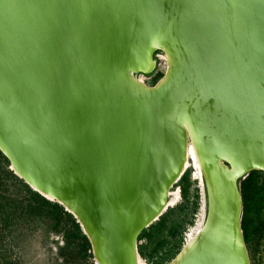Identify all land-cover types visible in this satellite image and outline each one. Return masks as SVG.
Returning <instances> with one entry per match:
<instances>
[{
  "label": "water",
  "instance_id": "water-1",
  "mask_svg": "<svg viewBox=\"0 0 264 264\" xmlns=\"http://www.w3.org/2000/svg\"><path fill=\"white\" fill-rule=\"evenodd\" d=\"M191 145L206 215L168 264H252L241 180L264 171V0H0V150L97 264H140Z\"/></svg>",
  "mask_w": 264,
  "mask_h": 264
},
{
  "label": "rangeland",
  "instance_id": "rangeland-1",
  "mask_svg": "<svg viewBox=\"0 0 264 264\" xmlns=\"http://www.w3.org/2000/svg\"><path fill=\"white\" fill-rule=\"evenodd\" d=\"M158 58L159 65L153 75L143 76L148 83H155V74L166 70L167 64L164 54L160 52ZM187 160L185 173L190 171L189 180L185 182L188 187V198L185 197L183 188L180 185L182 180H179L172 188V202L168 207V209L175 208V211L170 215V219L182 214L186 215L181 226L176 231V235L169 233L168 229H166L162 234L155 235L150 241H147V238H143L140 241L141 244L147 245L145 249L149 256L153 253L154 260L160 258L163 252L165 253V251L172 249L180 238H182L184 244L191 239L190 235L194 236L197 233L196 230L200 226L199 223H203L206 215V194L203 178L197 171L194 161L189 158ZM252 176L255 179H259V186L263 188L261 194L264 199V172L254 171L247 177L250 178ZM244 181L245 179L241 180L242 188ZM7 184L9 189H7L6 193L11 196L13 194L21 199L22 192L18 190L19 188L13 187L11 183ZM244 193L245 197L248 198L246 191ZM196 195H198V207L193 211ZM182 204L185 205L184 208L181 207ZM244 207V217H246L249 215L248 204L246 203ZM8 209L9 207L0 212V264H97L94 257L81 259L80 256L75 255L70 263L66 262L62 256H59V246L63 243L62 236L47 230L49 219L43 223L21 218L16 220L18 222L14 226L10 225L8 227V220L14 217L8 215ZM186 211L188 214H186ZM260 211L259 215L255 214L252 218L251 230L248 231L246 227L244 229L252 264H264V207ZM160 240L161 244L158 246L157 242ZM141 260L143 264H155L154 260L142 255Z\"/></svg>",
  "mask_w": 264,
  "mask_h": 264
},
{
  "label": "trees",
  "instance_id": "trees-1",
  "mask_svg": "<svg viewBox=\"0 0 264 264\" xmlns=\"http://www.w3.org/2000/svg\"><path fill=\"white\" fill-rule=\"evenodd\" d=\"M164 72H157L154 76L155 82L163 76ZM190 171L185 173L180 180V184L183 188V192L186 198H188V187L185 182L189 180ZM11 183L13 187L19 188L22 192V198L19 199L17 196L8 195L6 193L9 189L8 184ZM198 195L195 196L193 211L198 207ZM185 205H181L184 208ZM7 210L8 215L14 216L8 220V227L14 226L21 218L30 219L36 222H47V230L49 232L56 233L62 236L63 243L59 246L58 254L62 256L66 262H72L75 255L85 259L87 257H94L93 248L89 237L83 231L81 224L77 218L65 207L57 201H52L43 196L38 191L34 190L28 185L22 178H20L10 168V161L0 150V212L4 209ZM175 211V208L168 209L158 221L154 222L148 228H146L140 236V241L143 238H147V241L153 239L155 235L162 234L166 229L169 233L176 235V231L181 226L186 215L182 214L174 219H170V215ZM27 212V213H26ZM23 214V215H22ZM186 214L188 212L186 211ZM11 217V216H10ZM7 226V225H6ZM158 241V246L161 244ZM157 246V245H156ZM184 242L182 238L177 241L176 245L161 255L160 258L155 259L153 253L150 256L146 252L147 245L140 243V254L144 257H149L154 260L155 264H168L183 248Z\"/></svg>",
  "mask_w": 264,
  "mask_h": 264
},
{
  "label": "flooded vegetation",
  "instance_id": "flooded-vegetation-1",
  "mask_svg": "<svg viewBox=\"0 0 264 264\" xmlns=\"http://www.w3.org/2000/svg\"><path fill=\"white\" fill-rule=\"evenodd\" d=\"M254 171H263V170H253L251 172H249L243 179H245L244 181V185L243 188L241 186V190H242V194H243V202H244V206L247 203L248 204V210H249V215H247L246 217H244V208H243V220H242V225H243V229H246L248 231H250L251 229V224H252V218L255 216V214L259 215L261 213V208H263V204H264V199L262 197V190L263 188L259 186V179H255L254 176L248 178L247 176L254 172ZM264 172V171H263ZM248 178V179H246ZM246 186L248 187L246 189ZM247 193L248 198L245 197V192ZM257 205H256V203ZM256 205V206H255ZM245 233V231H244ZM246 237V235H245ZM247 241V240H246Z\"/></svg>",
  "mask_w": 264,
  "mask_h": 264
},
{
  "label": "bare ground",
  "instance_id": "bare-ground-1",
  "mask_svg": "<svg viewBox=\"0 0 264 264\" xmlns=\"http://www.w3.org/2000/svg\"><path fill=\"white\" fill-rule=\"evenodd\" d=\"M165 56V55H164ZM188 158L190 159V160H193L194 162V165L196 166V168L198 169L197 171H199V174H200V176L202 177V172H201V169H200V165H199V162H198V159H197V155H196V152H195V149H194V147L191 145L190 146V150H189V156H188ZM188 161V160H187ZM173 194V193H172ZM173 198V197H172ZM206 201V200H205ZM172 202V199H170V203ZM206 206V205H205ZM205 208V207H204ZM202 221V220H201ZM200 224V226H199V228H198V230L200 229V227H201V225H202V222L201 223H199ZM198 230H196V231H198ZM191 237H193V235H190ZM140 264H143V262H142V260L140 259Z\"/></svg>",
  "mask_w": 264,
  "mask_h": 264
}]
</instances>
